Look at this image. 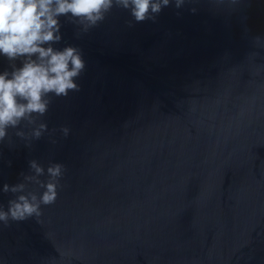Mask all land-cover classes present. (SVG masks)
I'll use <instances>...</instances> for the list:
<instances>
[{"label":"water","instance_id":"obj_1","mask_svg":"<svg viewBox=\"0 0 264 264\" xmlns=\"http://www.w3.org/2000/svg\"><path fill=\"white\" fill-rule=\"evenodd\" d=\"M59 21L79 89L49 94L38 139L6 129L0 206L30 160L65 172L39 217L0 221V264H264V0Z\"/></svg>","mask_w":264,"mask_h":264},{"label":"clouds","instance_id":"obj_2","mask_svg":"<svg viewBox=\"0 0 264 264\" xmlns=\"http://www.w3.org/2000/svg\"><path fill=\"white\" fill-rule=\"evenodd\" d=\"M170 0H0V54L10 62L21 59L20 67L11 64V72H0V140L6 129H17L16 135L38 139L46 124L39 120L49 105V94L67 96L76 91L75 83L85 68L80 51L72 46L62 50L52 47L59 42L60 16H66L83 30L95 26L113 7L126 9L137 22L155 19ZM182 0H175L177 7ZM70 14V15H69ZM24 123L29 132L17 126ZM62 131L65 135L67 128ZM30 174L14 185L5 183L2 191L13 193L7 211L0 206V221L24 220L41 215V205H51L57 199V188L65 167L50 163L45 167L29 161ZM46 175V179H41ZM30 185H34L33 190Z\"/></svg>","mask_w":264,"mask_h":264}]
</instances>
